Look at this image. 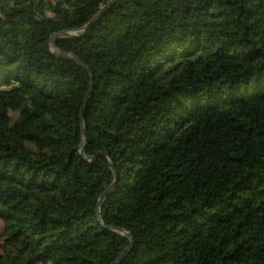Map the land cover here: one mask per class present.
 <instances>
[{"label": "trees", "instance_id": "obj_1", "mask_svg": "<svg viewBox=\"0 0 264 264\" xmlns=\"http://www.w3.org/2000/svg\"><path fill=\"white\" fill-rule=\"evenodd\" d=\"M0 0V264H264V0ZM117 187L97 202L113 182Z\"/></svg>", "mask_w": 264, "mask_h": 264}, {"label": "water", "instance_id": "obj_2", "mask_svg": "<svg viewBox=\"0 0 264 264\" xmlns=\"http://www.w3.org/2000/svg\"><path fill=\"white\" fill-rule=\"evenodd\" d=\"M117 0H109L108 2H106V4H104L100 10L90 19V21L82 28L80 29H74V30H63L60 32H56L53 33L50 39V45L51 48L53 50V52L60 58L65 59V60H69L72 61L76 64H78L79 66H81L84 70H86L88 72V74L90 75V89L88 91V93L86 94L84 101H83V105L81 108V127H82V135L83 138L85 140L84 145L82 146L81 150H80V154L88 161L94 160L96 157H98L99 155L105 157L108 159L107 154L104 151H99L96 154L92 155V156H86L85 155V149H86V144H87V140H88V133L86 131L85 128V124H84V120H85V104L88 100V97L90 95V92L92 90L93 87V76L88 68V66L80 60V58H78L75 54L71 53V52H66L60 48L57 47L56 45V39L57 38H61V37H80L81 35H83L89 28V26L94 23L97 19L100 18V16L105 12L106 9H108L113 3H115ZM109 166L111 168V170L114 173V180L113 182L102 192V194L100 195L98 202H97V216L100 219V208H101V204L104 201V199L113 192V190L117 187V174L116 171L114 169V165L109 162ZM110 229H114L118 232H120L121 234L127 236L130 239V244L127 246V248L124 250V252L119 256V258L116 260V262L114 264H120L121 261L123 260V258L125 257V255L129 252V250L131 249V247L134 244V238L131 235L130 232L122 229V228H113V227H109Z\"/></svg>", "mask_w": 264, "mask_h": 264}, {"label": "rangeland", "instance_id": "obj_3", "mask_svg": "<svg viewBox=\"0 0 264 264\" xmlns=\"http://www.w3.org/2000/svg\"><path fill=\"white\" fill-rule=\"evenodd\" d=\"M3 228H4V224L2 222V220L0 219V253L3 251Z\"/></svg>", "mask_w": 264, "mask_h": 264}]
</instances>
